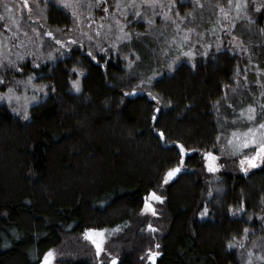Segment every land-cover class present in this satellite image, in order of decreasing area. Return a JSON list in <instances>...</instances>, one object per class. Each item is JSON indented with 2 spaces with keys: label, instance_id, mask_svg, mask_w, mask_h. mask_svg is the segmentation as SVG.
<instances>
[{
  "label": "trees",
  "instance_id": "obj_1",
  "mask_svg": "<svg viewBox=\"0 0 264 264\" xmlns=\"http://www.w3.org/2000/svg\"><path fill=\"white\" fill-rule=\"evenodd\" d=\"M263 10L253 11L260 20ZM45 15L57 26L71 17L51 2ZM72 56L87 67L80 94L70 91ZM72 56L42 68L49 96L31 107L27 120L0 103V264H40L49 250L61 254L54 264H97L81 234L129 226L127 233L135 219L153 216L141 211L151 191L165 198L159 210L168 227L164 235V224L158 226L156 264H239L228 245L250 237L254 223L258 233L264 227V165L243 175L220 161L225 191L219 200L209 195L212 177L203 155L217 145L214 105L238 56L223 49L215 60L178 64L151 83V96L135 97L116 79L119 58L104 71L80 48ZM29 65L22 75L34 74ZM176 141L195 151L183 156L186 172L164 184L167 170L181 162ZM250 202L261 207L252 210ZM243 207L251 210L247 218L237 213ZM69 236L75 242L64 246ZM133 237L125 242L128 250L115 251L117 264H143L148 239ZM65 250L72 254L68 261Z\"/></svg>",
  "mask_w": 264,
  "mask_h": 264
},
{
  "label": "rangeland",
  "instance_id": "obj_2",
  "mask_svg": "<svg viewBox=\"0 0 264 264\" xmlns=\"http://www.w3.org/2000/svg\"><path fill=\"white\" fill-rule=\"evenodd\" d=\"M50 2L58 4L64 9L65 14L71 15L69 24L63 26L47 24L45 13ZM234 3L230 6L227 0H106V2L101 0L98 5L97 0H78L79 6L75 9L76 15L73 16V9L65 8L61 0H27V6L24 5V0H1L0 78L3 79V83L0 84V96H4L5 99L0 102L9 107L14 114L24 118L25 110L29 114L33 105L49 96L50 83L44 80L45 72L42 68L48 63L54 64L59 58H71L72 53L79 51V48L80 55L84 54L92 60L100 61L104 71L107 70L109 62H116L119 58L123 67H118L119 73L116 79L124 85L126 91L135 94H130L131 97H135L140 92L150 93L151 83L163 73L173 72L178 64L188 62L195 65L201 60H215L220 51L226 49L238 56L239 65L230 83L224 85L225 90L221 99L214 105L217 137L220 139L216 140V147L210 150L218 157L216 161L218 170L210 172L212 182L209 188L211 195L220 200L225 191V181L220 176L223 167L220 161L223 160L225 167L233 165L240 170V157L232 154L231 146L227 141L234 130L243 131L246 127L253 126L240 117V110L243 108L246 111L248 105H253L257 110V122L264 120V112L261 111V105H264V95H262L264 93V31H262L264 19L260 20L253 12L257 5L264 4V0H248V7L241 10L239 16ZM105 7L108 9L107 12L104 11ZM221 7L229 13L227 18L221 13ZM137 13L140 15L137 16ZM165 13L171 17L170 20L166 21L163 18ZM248 17H251V20ZM5 24L11 29L10 31L4 27ZM48 32H51L52 36H48ZM124 33H128L131 38L123 39ZM58 40L63 41L67 47L56 43ZM72 40L77 43H71ZM189 51L194 55H184ZM73 59L71 66L76 71L72 72L70 91L80 94L81 80L87 72V67L80 56ZM26 63H30V72L34 74L22 75L25 70L22 67ZM29 76L32 77L30 83ZM73 81L79 83L80 91L75 90ZM5 83L8 85L3 89ZM45 85L48 87H44ZM9 89H12L11 93ZM133 89L136 91L133 92ZM9 95L13 97L11 102L7 99ZM33 97L36 99L33 100ZM244 154H250V151L245 150ZM204 166L207 169L205 157ZM262 166L258 165V168ZM251 171L253 169L241 173L245 175ZM160 205L161 202H153L157 214L152 218L165 220L160 213ZM236 210L238 215L246 218L251 214L249 208L243 207L242 210L236 208ZM261 217L264 222V215L262 214ZM142 219L144 218L135 219L127 233L124 231L129 226H125L123 231L105 229L103 250L99 255L94 244L85 238L84 233L87 229L81 234V240L90 252V257L94 255L97 264L108 262L112 264V259L117 258L115 251L119 254L123 253L128 246L125 242L128 239L134 240L133 234L137 230V222L140 225L139 220ZM147 230L146 237L138 234L148 239L140 259L148 255L149 249L153 252L159 250L156 247L161 241L158 236L159 231H150L149 228ZM259 233L258 238L253 239L247 235L246 239L242 238L237 243L244 245L242 248L237 246L238 259L242 264H249V260L253 264L261 263L259 257L264 255V231ZM160 234H163V231ZM67 238L64 246L75 242L73 237ZM155 239L158 240L155 242ZM249 253H252L251 257ZM65 254L64 258L68 261L72 254L66 250ZM60 257V252L55 253L52 263L59 262ZM142 262L150 264L147 259H142Z\"/></svg>",
  "mask_w": 264,
  "mask_h": 264
},
{
  "label": "snow or ice",
  "instance_id": "obj_3",
  "mask_svg": "<svg viewBox=\"0 0 264 264\" xmlns=\"http://www.w3.org/2000/svg\"><path fill=\"white\" fill-rule=\"evenodd\" d=\"M100 2H101V0H97L98 5ZM104 2H106V0H104ZM227 2L231 6V5H233L234 0H227ZM61 3L63 4V6L65 8L73 9L72 14H73V16L76 15L75 9L79 6L78 0H61ZM24 5L27 6V0H24ZM117 6H119V5H117ZM161 6H163V5H161ZM234 7L237 10V16H239L240 11L243 9H246L248 7V0H235ZM261 9H264V4L257 5L255 10L260 11ZM104 11L105 12L108 11L107 7L104 8ZM221 13L223 14V16L225 18H227L229 15V13L226 12L223 7H221ZM139 15H140V13H137V16H139ZM163 18L166 21L171 19V17L168 16L166 13L163 15ZM0 19H2V17H0ZM181 19H183V17H181ZM248 19L251 20V17H248ZM148 23H152V21H148ZM4 27L6 29H8L9 31L11 30L7 24H5ZM17 27H19V26L17 25ZM177 27H179V25H177ZM121 31H123L122 28H121ZM262 31H264V30H262ZM47 35L52 36V33L48 32ZM130 38L131 37L128 33H124L123 39H130ZM56 43L64 45L63 41L58 40V41H56ZM71 43H77V41L72 40ZM64 46L67 47V45H64ZM101 51H104V49H101ZM49 55H51V54H49ZM89 55H91V52H89ZM184 55L191 56V55H194V53L189 51L187 53H184ZM20 59H23V57H20ZM174 62H175V60L173 61V63ZM9 63L11 64V61ZM37 67H38V65H37ZM74 71H76V69H74ZM31 80H32V77L29 76L28 82L30 83ZM2 83H3V79L0 78V84H2ZM73 86H74L76 91H80L79 83L77 81H73ZM44 87H48V86L45 85ZM8 91H9V93H11L12 89H9ZM135 91H136V89H133V92H135ZM126 95H127V93H126ZM149 95L151 96L152 94L149 93ZM262 95H264V93H262ZM3 99H5V97L0 96V100H3ZM7 99L9 100V102H11L13 97L11 95H9L7 97ZM16 99H19V97H16ZM35 99H36V97H33V100H35ZM153 99H155V97H153ZM13 111L18 112L19 109H13ZM155 111L159 112L160 109L157 108V109H155ZM261 111L264 112V105H261ZM240 117L245 119L247 122H249L253 126L246 127L243 131L234 130L231 133V138L227 141V143L231 146L232 154L233 155H239V157H240V159H239L240 170L247 173L250 169L258 167V165H264V120L257 122V120H258L257 110H256V107L253 105H248L246 111H245V109L242 108L240 110ZM28 118H29V114L25 110L24 111V119L27 120ZM152 119L156 120L157 117L153 116ZM158 136H159V138H164V136H165L164 131L159 130ZM217 139L219 140L220 137H217ZM175 143H177L179 145L181 162L177 166L169 168L167 170V172L164 175V179H163L164 184H167L171 181H174V179H176L178 177V174H180L182 172L184 154H186L187 152L195 151L194 149L185 148L184 144L179 143V141H176ZM245 150H249L250 154H247V155L244 154ZM203 155L205 157V163H206L207 170L209 172H216L218 170L217 164H216L218 157L211 151L204 152ZM209 195H211V193H209ZM164 199L165 198L161 195H158L156 191H151L149 193V195L145 198L144 207L141 210L142 213H149L150 212L152 215H156L157 213H156V210L153 206V202H163ZM206 214H207V208L205 207V210L200 213V216L204 217ZM148 228L150 231H155V229L152 228V225H148ZM244 231H245V233H247L248 229H245ZM84 235H85V238L90 240L92 242V244L95 245L96 250H97V255H99V253L103 250L102 245H103V241L105 238L104 237V230L98 231L95 229H87L85 231ZM228 246L231 248L234 245L232 242H230ZM239 246L241 248L244 247L243 244H240ZM156 247L159 248V245H156ZM158 255H160V253L158 251L153 252L151 249H149L148 255L146 257H142V259H147L150 262V264H155V257H157ZM251 255H252V253H249V257H251ZM54 259H55L54 250H49L44 256L43 264H52ZM259 259L261 261H264V255H261L259 257ZM112 264H117L116 258L112 259ZM249 264H251L250 260H249Z\"/></svg>",
  "mask_w": 264,
  "mask_h": 264
},
{
  "label": "bare ground",
  "instance_id": "obj_4",
  "mask_svg": "<svg viewBox=\"0 0 264 264\" xmlns=\"http://www.w3.org/2000/svg\"><path fill=\"white\" fill-rule=\"evenodd\" d=\"M1 103V102H0ZM167 145H169V144H167ZM176 145H178V144H176ZM178 147H179V145H178ZM179 164V163H178ZM177 164V165H178ZM176 165V166H177ZM186 172V168L185 167H183V169H182V172L180 173V174H178V177L180 176V175H182V174H184ZM177 177V178H178ZM177 178L176 179H174V181H177ZM225 187V186H224ZM249 202V201H248ZM249 206H250V208L252 209V210H257L258 208H260L261 207V204H258V206L256 205H253L251 202L249 203ZM263 209V208H262ZM263 215H264V209H263ZM147 219H145V221L144 220H140V225L138 224V222H137V225H136V227H137V230L135 231L136 232V234H141V235H146L147 233H148V225H152V228L153 229H155V231H159V229H158V226H161L162 224H164V229H166V230H163V233H164V235H166L167 233H166V231H167V229H168V227H167V224H165V222H163L164 220H162V219H159L158 217L157 218H152V217H146ZM166 221V220H165ZM248 227H250V223L248 222V224H247V227L246 228H248ZM256 228L257 229H259V226H258V223H254V225H253V228L251 229V232H252V235L250 236V238H258L259 236H260V234L258 233V232H256ZM261 231H264V227L262 228V230ZM140 236V235H139ZM147 236V235H146ZM243 239H246V238H243ZM158 239H155L154 241L156 242ZM241 239H237V241L234 243L235 245H234V247L236 248V255H237V249H238V247L237 246H239V244H237L239 241H240ZM158 252L159 253H161L159 250H158ZM158 257H159V255L155 258V264H156V262H157V260H158ZM44 260V258L41 260V261H43ZM41 261H40V263H41ZM237 261L239 262V264H242L241 262H240V260L238 259V255H237ZM262 262V261H261ZM264 262V261H263ZM251 264H253V263H251ZM261 264V263H260Z\"/></svg>",
  "mask_w": 264,
  "mask_h": 264
},
{
  "label": "water",
  "instance_id": "obj_5",
  "mask_svg": "<svg viewBox=\"0 0 264 264\" xmlns=\"http://www.w3.org/2000/svg\"><path fill=\"white\" fill-rule=\"evenodd\" d=\"M95 246V245H94ZM96 248V247H95ZM40 264H43V261H41V263Z\"/></svg>",
  "mask_w": 264,
  "mask_h": 264
}]
</instances>
